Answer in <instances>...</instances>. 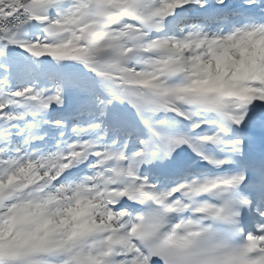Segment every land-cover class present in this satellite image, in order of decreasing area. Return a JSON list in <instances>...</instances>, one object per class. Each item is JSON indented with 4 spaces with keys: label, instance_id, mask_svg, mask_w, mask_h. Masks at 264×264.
Listing matches in <instances>:
<instances>
[{
    "label": "snow or ice",
    "instance_id": "snow-or-ice-1",
    "mask_svg": "<svg viewBox=\"0 0 264 264\" xmlns=\"http://www.w3.org/2000/svg\"><path fill=\"white\" fill-rule=\"evenodd\" d=\"M0 264H264V0H0Z\"/></svg>",
    "mask_w": 264,
    "mask_h": 264
}]
</instances>
